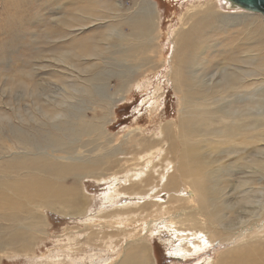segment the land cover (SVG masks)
Returning <instances> with one entry per match:
<instances>
[{
	"label": "bare ground",
	"instance_id": "obj_1",
	"mask_svg": "<svg viewBox=\"0 0 264 264\" xmlns=\"http://www.w3.org/2000/svg\"><path fill=\"white\" fill-rule=\"evenodd\" d=\"M111 1L116 3L114 0ZM116 1L119 2V0ZM223 1L232 13H243L242 10L231 9L228 2ZM103 4L106 5V2ZM108 4L110 5V3ZM188 4L185 13L179 19V27L177 30L175 29L174 45H172L174 53L172 57L178 59L177 74L179 75L178 79L174 76V89L179 95L178 99L181 105L177 138L175 139L174 136L166 138L165 129L170 132L173 131L174 126L171 122L166 123L165 129L161 128V132L157 136L153 135V139L157 137V139L165 140L167 147L162 146L164 141L156 140L159 148L147 151L146 162L140 160L136 163V158L140 155L136 149L138 140H135L134 145L137 153L128 159L122 157L125 154L120 155L122 151L120 152L119 146H114L99 156L92 154L100 147L102 140H107L110 145L114 141L113 136H109L105 122L109 121L112 116L110 107L114 106L112 97L117 95V91L110 98H105L103 101L105 109H102L101 105L96 106L100 110H104L101 118L84 123L81 131L72 130L70 136L72 137V149L67 148L68 144L54 145L53 139L43 137L38 133L40 129L36 130L34 135L26 138L11 133L12 138L17 140V145L11 147L14 152L10 153L7 150L9 154L0 157V166L5 164L4 167H0V174H4V176H0V221L5 223L0 225V253L8 249L12 251L26 249V244L31 245L35 242L34 234L44 237L43 228L47 226V221L43 212L49 209L51 204L59 206L58 214L62 216L84 217L89 210L90 203L83 190L82 180L91 179L98 183L105 179H111V191L104 195L106 203L113 201L114 195L117 193L131 199L142 198L141 200L145 202L132 203L129 201L123 207H117L115 211L103 208L97 216L98 219L105 220V223L100 227H105L104 229L113 233L108 234L104 231L101 233L100 230L91 229L93 226H90L88 220L84 221V230L67 236L69 244L75 246V241L80 234H85L88 240H92L97 235H102L103 239L114 238V236L123 239L128 235L129 224L137 226L142 216L144 220V217L150 216L151 211L149 210L156 209L155 213L160 214L163 224L166 223L168 227H171L176 237L179 238L180 243L172 247L170 254L186 259L189 255H199L203 249L217 246L218 243V245H223L225 242H230L233 244L232 248L230 247L218 255L219 258L216 261L208 257L210 259L204 263L264 264V228L258 227L259 229L256 228L255 231L247 232H244L243 228L242 231L236 233L232 232L233 230L229 231L227 223L222 222L224 215L221 212L225 209L228 210L230 200L227 202L224 197L221 198L219 195L224 191L218 193L220 189L218 187L216 189L219 174L226 171L230 173V168L237 167L235 162L229 160L231 155L239 152L240 162L247 165L248 168L253 151H258L259 147L263 146L261 151L264 153V97L260 99L261 104L252 105L250 96L252 92L247 88H249L248 80L253 76L251 77L250 70L242 69L237 63L243 64V67L256 64L259 69H264V48L262 45L264 42L257 39L250 41L252 42L250 44L253 47L256 45V48L249 50V54L239 61L232 58L224 65L217 64V69L204 68L205 62L202 63L200 60V54L188 55L190 49L194 50L198 44L196 51L198 52L200 44L205 43V39L211 40L208 34L212 28L225 32L227 28L237 26L242 15L221 14L216 10L217 4L211 0L204 4H191V2ZM128 10H132V12L125 14ZM157 11V4L154 0H135L132 6L124 10V14L115 15L112 25H108L105 29L106 37L110 42L106 43L104 54L111 56L114 61V57L118 58V61L123 64L124 62L128 63L130 58L132 61L137 60L132 62L137 63L135 65H123V68L131 69V71L130 73L126 71L121 73L122 85H132L136 76L143 73L146 67L152 65V56L145 59L142 57L146 54H156L158 49L156 43L160 40L158 30L160 16ZM120 24L127 26L131 34L128 36L121 34L119 32ZM128 40L138 42L139 45L125 47ZM155 48L156 50L153 51L152 49ZM202 50L204 51V49ZM255 53L261 55L258 61H254L253 54ZM97 54L98 52L94 53V55ZM106 60L110 61V59ZM209 70L213 73L210 74ZM171 75L174 74L171 72ZM260 75L264 76V74ZM263 90L261 88L260 91L264 93ZM239 93L246 96L241 103H246L238 104L239 99L236 97ZM258 93L260 92H254V95H259ZM118 99L122 101L123 97ZM94 110L92 109V111ZM57 118H60L59 114H55L49 119ZM194 123L199 124L200 128H196ZM212 123L217 127H212ZM37 135L44 141L38 140ZM91 135L94 136L93 141L96 145L90 146V150H82L87 145L74 148L75 143L79 142L81 138ZM129 137L130 135H127L124 140L128 141ZM47 141L52 143L47 144ZM140 142L146 141L142 139ZM176 142L180 144L179 150L175 149L177 148ZM259 143L263 145L257 146ZM22 148H26V150L21 152ZM58 154H63L64 157L58 159ZM154 155L158 156V160L155 162H153ZM133 161L136 164L132 163ZM261 161H264V158ZM158 164L159 168L157 169ZM139 165L141 166L138 167ZM253 166L251 165V170L254 173L261 172L263 174L261 167L254 166L253 168ZM123 174L125 176L116 177ZM262 174L257 178V185H261L264 180ZM69 177L79 179L77 186L63 183ZM189 178L194 179L189 180ZM242 179H245V176ZM248 183L247 180L241 184V193L245 197L243 199L246 201L245 206L251 209L250 204L252 203L249 200L254 193L252 189L255 188L245 187ZM182 188V192L179 193ZM163 194L168 196L165 202L160 201V196ZM256 194L258 195L257 198H254L256 209L259 207L262 209L264 206L263 191L259 189ZM250 213V215L253 214V212ZM25 214H28L30 224L24 225L23 221L27 219ZM134 232V237L126 242L124 247L122 245L113 247L112 252L116 253L115 257L109 260H100L99 264H146L144 254L151 251L150 240L145 235H140L141 232L138 233L137 230ZM197 238L200 239L198 242L191 241V239ZM58 260L59 257L56 261L58 262Z\"/></svg>",
	"mask_w": 264,
	"mask_h": 264
},
{
	"label": "rangeland",
	"instance_id": "obj_2",
	"mask_svg": "<svg viewBox=\"0 0 264 264\" xmlns=\"http://www.w3.org/2000/svg\"><path fill=\"white\" fill-rule=\"evenodd\" d=\"M114 1L116 3L111 0H0V157L7 156L9 154L7 150L10 153L14 152L11 147L17 145V140L12 138L11 133L26 138L34 135L38 129H40L38 133L41 136L53 139L54 145L68 144L67 148L72 149V137H70L72 130L81 131L84 123L101 118L104 110L96 106L101 105L102 109H105L103 101L107 97L110 98L116 91L117 95L112 97L114 106L110 107L112 116L109 121L105 122L109 136H113L114 141L111 144L113 146L108 144L107 140H102L100 147L92 154L99 156L106 153L108 149L119 146L120 152L122 151L120 155L125 154L122 157L128 159L137 153L134 145L135 140H138L136 149L140 155L137 156L136 163L140 160L143 162L146 160L147 151L159 148L157 141H164L162 146L167 147L165 140L157 139V137L153 139V135L157 136L161 128L165 129V124L168 122L174 126L173 131L169 132L165 129L166 138L173 136L177 138L181 105L179 95L174 89V76L177 79L179 77L177 74L178 59L172 57L174 33L179 27V19L185 13L186 6L189 5L188 2L204 4L208 0H154L157 4V14L160 16L158 27L160 40L156 43L158 49H152L156 50V54H146L142 57L145 59L152 56V65L137 75L132 85H122L123 79H120V75L124 71L128 73L131 71V69L123 68V65H135L137 63L132 62L137 60L132 61L130 58L128 63L123 64L118 61V58L114 57V61L111 56L104 54L105 45L110 42L106 37V27L112 25L115 15L124 14V10L132 6L135 0ZM105 2L106 5L103 4ZM211 2L217 4L216 10L221 14L242 15L237 26L229 27L225 32L212 28L208 34L211 40L205 39V43L200 44L198 52H196L198 44L194 50L190 49L188 55L200 54V60L202 63L205 62L204 68L209 67L214 70L218 68L217 64L224 65L229 59L239 61L246 57L249 50L256 48V45L253 47L250 44L253 39L264 42V20L258 15L247 14L244 11L243 13H232L223 0H211ZM131 12L132 10H128L125 14ZM127 28L124 24H120L119 32L128 36L131 32ZM134 42L128 40L125 47L139 45L138 42ZM262 45L264 48V44ZM95 50L98 52L97 55H94ZM99 54L101 55L98 57ZM260 56L257 53L253 54L254 61H258ZM237 63L242 69L250 70L251 77H255H252L251 81L248 80L249 88H247L252 92L250 96L252 105L255 106L264 97V93L260 91L261 88L264 89V76L260 75L264 74V69H259L256 64L243 67V64ZM211 70L208 71L210 74L213 73ZM171 72L174 75H171ZM254 92L260 93L255 96ZM119 97H123V100L120 101ZM245 98V95L239 93L236 97L240 101L238 104L246 103H241ZM92 109L95 110L92 111ZM55 114H59L60 118L49 119ZM193 125L200 128L197 123ZM211 126L217 127L214 123ZM127 135L130 137L128 141H125L124 138ZM93 138L92 135L81 138L75 143L74 148L87 145L82 150H90V146L96 145ZM37 139L44 141L40 137ZM142 139L146 142H140ZM49 143L50 141H47V144ZM262 145L257 144V146ZM175 146L176 150L180 149L179 143L176 142ZM259 148L258 151H253L248 168L240 162L239 152L231 155L229 160L235 162L237 167L230 168V173L226 171L219 174L216 181L218 184L216 189H220L218 193L224 191L219 196L224 197L227 202L230 200L228 210L221 212L224 215L222 222L227 223L228 230H233L232 232L235 233L243 228L244 232L264 228V206L262 209L260 207L256 209L254 199L258 196L256 191L261 189L264 201V180L261 185H257V178L262 173L260 171V173H254L251 170V165L261 167L264 178V161H261L264 158V153L261 151L263 146ZM25 150L26 148L20 149L21 152ZM63 157V154L57 155L58 159ZM154 157L153 162L158 160L157 155ZM132 163L136 164L135 161ZM4 166L5 164L0 167ZM121 176L125 174L116 177ZM243 176L245 179H242ZM247 180L249 183L245 187L255 188L252 189L254 193L249 200L252 203L250 204L251 209L245 206L246 201L243 200L245 197L241 193V184ZM111 182V179L98 183L91 179L82 180L83 190L90 203L85 216H62L58 214L59 206L51 204L50 208L43 212L47 221V226L43 228L45 236L40 237L34 234L35 242L31 245L26 244V249L13 251L8 249L1 252L0 264H99L100 260L115 257L116 253L112 252L113 247L121 245L124 247L126 242L134 237L135 230L150 240L151 251L144 254L146 264H205L207 259L213 258L216 261L219 258L218 255L232 248L233 244L225 242L223 245H218V243L217 246L203 249L199 255H189L186 259L170 254L172 247L180 243L179 238L176 237L171 227H168L166 223L163 224L160 214L155 213L156 209L149 210L151 214L144 217V220L142 216L137 226L129 224L130 227L127 229L129 236L123 239L116 236L103 239L102 235H97L92 240H88L85 234H80L75 241V246L69 244L67 236L84 230V221H90L88 223L93 226L91 229L100 230L101 233L103 231L108 234L113 233L104 229L105 227H100L105 220L102 221L97 216L103 208L115 211L117 207H123L129 201L132 203L145 202L141 200L142 198L131 199L117 193L113 201L106 203L104 195L111 191ZM63 183L77 186L79 179L69 177ZM182 190L183 188L179 193ZM167 199L166 194L160 196L162 202ZM250 212L253 214L250 215ZM24 216L27 217L23 221L24 225L30 224L28 214ZM1 224L5 223L0 221ZM199 240L198 238L191 239L195 242ZM103 242L106 243L103 244ZM57 257H59L58 262Z\"/></svg>",
	"mask_w": 264,
	"mask_h": 264
},
{
	"label": "water",
	"instance_id": "obj_3",
	"mask_svg": "<svg viewBox=\"0 0 264 264\" xmlns=\"http://www.w3.org/2000/svg\"><path fill=\"white\" fill-rule=\"evenodd\" d=\"M231 9H239L264 19V0H225Z\"/></svg>",
	"mask_w": 264,
	"mask_h": 264
}]
</instances>
